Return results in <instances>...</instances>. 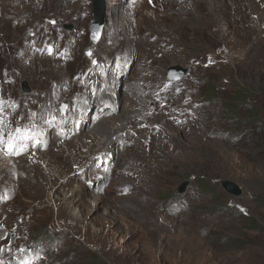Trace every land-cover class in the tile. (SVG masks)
Instances as JSON below:
<instances>
[{
  "label": "rangeland",
  "instance_id": "1",
  "mask_svg": "<svg viewBox=\"0 0 264 264\" xmlns=\"http://www.w3.org/2000/svg\"><path fill=\"white\" fill-rule=\"evenodd\" d=\"M217 1L105 0L94 43L92 0H0V264H264V9Z\"/></svg>",
  "mask_w": 264,
  "mask_h": 264
},
{
  "label": "bare ground",
  "instance_id": "2",
  "mask_svg": "<svg viewBox=\"0 0 264 264\" xmlns=\"http://www.w3.org/2000/svg\"><path fill=\"white\" fill-rule=\"evenodd\" d=\"M217 3H218V8H219V9H221L222 6H227V7L232 8L233 16L236 15V13H237V9H239L240 6H242L243 4L251 5L253 8H256V9L260 10L261 13H262V8L264 9V0H254V1H251V2H247V1L243 2V0H232V3H231V4H227L224 0H218ZM243 6H244V5H243ZM143 7H144V6H143ZM143 7H142V6H137L136 9L134 10V12H137V11H139V10H142ZM226 11L229 12V9L226 8ZM210 13H211V12H210ZM211 14H212V13H211ZM106 96H108V95H106ZM104 100H106V99H105V98H102V99H101L102 102H103ZM108 112H110V110H109ZM102 126H103V125H102ZM119 131H120V130H119ZM123 132H124V131H123ZM115 134H116V133H115ZM153 142H154V141H153V138H152V140L149 139V145H152ZM100 144H101V143H100ZM100 147H107V146H105V145H100ZM20 150H21V148L18 149V151H20ZM107 150H108V149L103 150L102 153H105ZM56 152H58L57 154H58L61 158L66 156L65 153H63L62 149L60 150V146L57 147ZM23 153H25V154H23V155H21V156H22V157H25V158L27 159L26 161L29 162V163L27 162V163H28V167H29V166H32V167H38V168H41V166H43V163H44L45 160H44L43 162H41V161H42V160H41V157H39V155H38L39 152H36L34 149H31V148L28 147V148H26V149L23 151ZM102 153H101V154H102ZM99 155H100V154H99ZM2 156H3V155L0 154V159H1ZM40 156H41V155H40ZM91 158H92V156L90 155V156L87 157V159H86V163H87L88 165H90V164H89V163H90L89 160H91ZM40 160H41V161H40ZM15 162H16V161H15ZM49 164H50V163H49ZM22 167H25V166L23 165ZM19 168H20V167H19ZM50 168H51V167H50ZM56 171L58 172L59 169L56 170ZM57 172H54V170L52 169V170H50L49 173H48V177H47V178L50 177V178L52 179V184H51V185L45 180V178H44V183L40 185V184L38 183V173H37V172H35L34 174L31 175V177H30V179L28 180V182H30V183L33 184V185H36V189H38V190H40V191H41V190L44 191V190L47 189L48 187H56V186L61 182V179L64 178V177L61 175V173H59V175H58ZM62 181H64V179H63ZM25 188H26V190L29 189L27 185L25 186ZM69 196H72V195H69ZM99 198H100V197H99ZM95 199H98V197L95 198ZM95 199H94V200H95ZM100 199H101V198H100ZM100 199H99V200H100ZM92 200H93V198H92ZM71 202H74V199H73ZM71 202H68V206H67V203H64V202L61 203L58 199H56V200L54 201L53 204H55L56 206L59 205L58 208H57V213H58V214H61V215L64 214V215H66L65 212L67 211V207L70 206ZM67 218L72 222V225H73V227L75 228V225H74V224H76V222H77V220H78V215H76L75 213H73V215H69V216H67Z\"/></svg>",
  "mask_w": 264,
  "mask_h": 264
},
{
  "label": "water",
  "instance_id": "3",
  "mask_svg": "<svg viewBox=\"0 0 264 264\" xmlns=\"http://www.w3.org/2000/svg\"><path fill=\"white\" fill-rule=\"evenodd\" d=\"M93 1V17L91 20V40L96 43L98 42L103 35V29L105 25V16H106V3L105 0H92ZM188 71L187 68L177 64L170 66L168 69V75L171 80L178 81L180 80ZM23 87L28 90V83L23 81ZM221 185L226 188L229 192L238 195L241 193L240 186L231 179H221ZM187 185V181H184L181 189H184Z\"/></svg>",
  "mask_w": 264,
  "mask_h": 264
},
{
  "label": "snow or ice",
  "instance_id": "4",
  "mask_svg": "<svg viewBox=\"0 0 264 264\" xmlns=\"http://www.w3.org/2000/svg\"><path fill=\"white\" fill-rule=\"evenodd\" d=\"M35 133L30 128H16L14 134H10L7 142L9 149H15L18 146L23 147L24 145L20 142L27 140H34Z\"/></svg>",
  "mask_w": 264,
  "mask_h": 264
}]
</instances>
